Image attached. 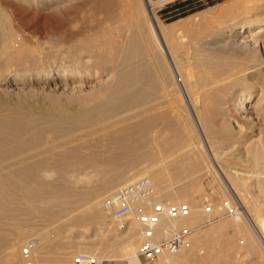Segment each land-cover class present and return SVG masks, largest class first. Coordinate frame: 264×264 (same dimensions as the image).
<instances>
[{
  "label": "rangeland",
  "instance_id": "1",
  "mask_svg": "<svg viewBox=\"0 0 264 264\" xmlns=\"http://www.w3.org/2000/svg\"><path fill=\"white\" fill-rule=\"evenodd\" d=\"M184 1L187 0L164 2L162 7L155 9V20L162 26H181L177 32L183 41L181 50L188 52L190 59L203 57L201 53L204 52L207 59L244 64L247 69L242 74L252 77L248 82L254 84L250 87L254 94L257 93L258 82L264 85V36L258 39L260 47L257 50L212 55L215 51L199 48L198 39L213 38L215 33L207 35L206 32H216L237 16L226 10L219 20L209 19L214 16L216 7H227L232 0H189V5L173 8L176 2ZM247 6L262 8L253 10L254 20L264 21V0H252ZM238 17L244 19L248 14ZM1 18L5 20L3 27L6 29L3 32L0 25L1 173L7 168L3 174L9 173V178H17L20 174L21 179L28 178L29 182H34L36 177L37 182L43 181L39 170L48 167L43 159L53 164L58 155L71 148L72 144H66L67 141L77 142L79 136L80 140L89 141V137L100 135L101 132L88 129L93 119L106 122L110 119L109 123L118 119L120 126L129 124L138 129L121 132L130 141L131 149L127 154L129 159L118 157L116 167L107 163L99 167L105 171L98 176L76 182L69 160L65 159V165H61L63 171L66 170L64 177L56 179L58 177L53 176L44 181L53 182L55 186L83 188L85 193V197L54 199L50 207L58 215L49 223L27 212L23 204L17 206L12 201V205L1 191L4 193L0 192L3 194L0 200L5 204L0 202V264H73L74 258L81 253L100 258V264H264V244L259 237V234L264 237V163L254 165L250 149L243 144L245 139H255L258 134L264 138V115L256 124L237 119L228 97L222 106H214L213 110L210 109L212 101L205 100L201 110L197 98L196 102L193 98L203 90L213 89L212 85L191 79L192 88L186 94L181 90L171 59L167 52L165 55L158 50L149 34L141 0H0ZM193 31L201 34L194 36ZM92 32L122 34L125 52L136 53L135 64H130L144 73L139 82L116 77L118 71L123 74L131 71L130 64H121L111 72L108 65H94L90 53L78 55L72 45L76 39L91 36ZM131 32L143 33L145 49L139 36L134 34L133 37ZM4 46L9 48L10 57L2 50ZM19 52L23 53L19 56ZM60 63L79 64L90 69L101 67L103 72L84 84L75 80L61 83L54 74L45 72L2 84L4 78L20 70L38 72ZM179 63L184 65L182 60ZM146 64L153 67L151 72L146 71ZM191 71L197 72L194 67ZM40 84H49L52 90L39 91ZM71 86L75 88L68 89ZM122 86H133L131 91L136 94L130 95L131 91L119 94ZM128 103L129 106H125ZM222 107L229 111L227 117ZM227 118L236 121L238 128ZM206 125L211 126L207 128ZM216 131H220V139H213ZM84 132L87 135H83ZM68 133L75 138L70 140ZM63 135L68 136L66 143L56 142L52 149L45 146L49 136ZM37 147H47L52 155L43 149L40 154L34 153ZM211 148H216L214 156L210 155ZM85 171L88 175L93 172L92 169ZM148 176L161 200L186 204L189 212L185 217H195H191L193 221L189 227H167L164 223L166 232L167 229H190L187 244L177 253L153 261L138 259L135 262L129 258L136 255L139 246L137 226L127 238H116L120 231L117 225L122 220L110 216L103 208V201L127 181ZM108 185L110 189L106 190ZM93 203L100 214L98 217L93 215ZM29 244L30 250L25 255L24 249Z\"/></svg>",
  "mask_w": 264,
  "mask_h": 264
},
{
  "label": "bare ground",
  "instance_id": "2",
  "mask_svg": "<svg viewBox=\"0 0 264 264\" xmlns=\"http://www.w3.org/2000/svg\"><path fill=\"white\" fill-rule=\"evenodd\" d=\"M141 1L143 4V8L146 12V15H147L146 23L148 24V29L150 31L149 34H151L150 36H151L155 46L158 48V50L165 53V55L167 52V54H168L167 56H169L168 57L169 60L171 59V61H172L171 67L173 68V72L175 73V75H176V77H177V79L181 85V90H183L184 93L186 94L188 92V89L192 88L189 85V81L191 79H193L191 81H194V79H196V81H198V82L199 81L205 82L207 84V86L212 85L213 89L208 88L209 90H206L205 88H207V87H205V88H202V89L206 90V91L203 90V92L199 89L202 93L201 92H200L201 94L198 93L199 95L194 96V98H193L194 102H196V98H197V100L200 104L199 107L201 110L204 109L205 100H206V102H207V100L212 101V106L210 107V109L213 110L214 106H217V107H218V105L222 106L223 101L226 100V98L228 97V98H230V101H231V104H232L233 110H234L233 113L236 114L235 117L237 119L246 120V121L250 122L251 124H256V123L260 122L262 115H264L263 114L264 113V85L261 84L260 82H258V85H259L258 86L259 87L258 92L255 94L253 93L252 88L250 86L254 85V84L252 82H248V81H250V79L252 80V77L243 76V74H242V72L247 69V68H245L244 64H230V63L226 64V62H224L220 59H215V60L207 59L205 57L206 54L204 52L201 53V54H203L202 55L203 57H197L196 56L197 58L190 59L189 53L185 52L184 50H181L182 49L181 45H182L183 41H181V39H180L181 37L178 36V35H180V33L177 35V32L179 31L178 29L181 28V26L180 25H179L180 27L178 25L177 26L176 25L162 26L154 18L155 9L162 7L165 0H158V1L141 0ZM249 2L252 3V0H232V2L229 5H227V7L224 5L216 7V9L213 10L214 16L209 18L212 21L219 20V18L221 17V14L226 12V10L229 12H232V13L233 12L237 13V16H240V14H248V17L244 18V19H242V18L240 19L239 17L236 18L237 17L236 16L235 18L231 19V22L228 23L227 26L218 29L216 32H212V31L206 32L207 35H212V33L213 34L215 33V35L211 39L207 38L206 36H205L206 38L202 37V38L198 39L199 48H202V49H205L208 51L209 50L215 51V53H212V55L213 54H216V55L217 54H223V55L224 54H234L235 55V54H243L246 51L250 52L253 50H257L258 46H259L257 44L258 39L264 36V21H261V22L255 21L254 19L256 18V14L253 13V10L255 11V9L259 10L262 8H257V7H253V6L248 7L247 4ZM126 10H127V8L124 11H126ZM127 13H130V12L127 11ZM128 15H130V14H128ZM201 18L203 19V15L201 16ZM4 21H5L4 18H1L0 25L2 24V31L3 32L6 30L5 27H3V26H5ZM193 28H194V26H193ZM197 29H198V27H197ZM191 30H192V28H191ZM186 31L188 32V29ZM131 33L133 35L135 34V35L139 36L138 38L140 39V42L142 44L141 46H143L145 49L147 44H146V40H145L144 35L143 36L141 35L143 33L142 32H131ZM175 33H176V35H175ZM198 34H201V32H194V31L192 32V35H194V36H198ZM135 35L133 37H135ZM122 38H123L122 34H120L119 32H92L91 36H83V38L81 40H78V41L76 39V42L72 46L76 49V52L78 53V55H80L82 52L90 53V58L93 60L94 65H96V66L99 65V66H104V67H107L106 65H108V66H110L108 69L111 68L110 71L115 72L117 66L119 67V66H121V64H130V63L133 64L134 58H136V53L135 54L134 53L127 54L125 52L124 42L122 41L123 40ZM191 38H192V36H191ZM194 40H195V38H194ZM2 41H4V40H2ZM192 41H193V39H192ZM210 45H213V46H210ZM6 48L7 47L4 46L2 48V50L4 51V53L6 54L7 57H10L11 52H10L9 48L8 49H6ZM189 48H191V47H189ZM187 51H189V50H187ZM191 52H193V51H191ZM209 52H208V54H209ZM22 53L23 52H19L17 55L20 56ZM209 55H211V54H209ZM243 56H245V55H243ZM245 58H246V56L244 57L243 60H245ZM181 60L184 61V65L186 64L185 66L183 64H182L183 66H181V64L179 63V62H181ZM177 62L180 65L179 64L177 65L176 64ZM174 63H175V65H174ZM132 66H133V69H131V71H129L128 73L123 74V72L118 71V72H116L117 76L116 75L115 76L119 79H123V78H124V80H132L133 79V80H136L137 82H139L141 80V78L143 77L142 75L144 73L138 71L136 65H131V68H132ZM192 67H194L197 70V72L194 73L193 71H191ZM99 68L100 69L93 66V68L90 69L87 66L84 67V66H81L79 64L60 63L59 65L47 67V70L46 69L40 70L38 72L32 71L30 69H23V70H20L14 74H11L10 76H7V78H4V81L2 84L8 83L15 78L27 79L30 77H36V76H39V74L41 72H45L47 74H51V73L54 74L55 78L57 80H59L61 83L65 82V81L67 82L68 80H71V81L75 80V81L79 82L80 84H82V83L84 84L89 79L98 78V73L103 72L102 68L101 67H99ZM145 69L147 72L148 71L151 72L153 70V67L148 66V64H146ZM98 82H100V81H98ZM195 84H196V82H195ZM123 85L125 86V84H123ZM203 85H205V84H203ZM124 86H122V88L119 87V94L120 93H126L128 91H131L132 88H134L133 86L132 87H128V86L124 87ZM73 88H75V86L68 87V89H70V90L71 89L73 90ZM38 90L39 91L52 90V87H50L49 84H40L38 87ZM117 91H118V88H117ZM134 94H136V91L130 92V95H134ZM161 98H163V97H161ZM189 103L191 105V108L193 109L194 106H192L191 99H189ZM129 104L130 103H128V105L125 104V106H129ZM206 107H207V105H206ZM127 108H129V107H127ZM207 109L209 110V106ZM222 110H223V113L225 114V116L227 115V112H229L224 108ZM192 111L194 112V109ZM198 113H199V111H198ZM217 116H218V114H217ZM236 118H235V120H236ZM227 119L230 120L229 118H227ZM98 120L93 119V123L89 124L88 129L90 132L92 130L93 131L97 130L98 133H100V132L101 133L99 136L96 135L97 137H94V138L92 137L91 139L89 137V141H86V139L85 140L82 139L83 140L82 141V140H80V136H79V138H76V140L78 139L77 142L79 140L81 141V142H79V144L77 142H73V140L71 142L67 141V143H66V140L68 139V136H66V135H63L60 137H58V136L57 137L56 136L55 137H52V136L48 137L49 138V140L47 142L48 144H46L45 146L49 145L50 149H52V146L56 142H61V141L66 143V144L71 143L72 146L75 143H77V145H74L72 147L71 144H69L71 146V148L66 149L65 153H61L60 155H58L57 160H54L53 164H51L52 162H50L49 160L43 159V160H45V161H43V162H45L44 165L49 167V168L48 167L45 168V170H43V168H42V171L39 170V173L41 174V178L43 181L38 180L39 182H37V177H36L35 178L36 181L34 180V182H33V180H31L32 182L31 181L29 182L28 178L21 179L19 177L20 174H17V175H19V176H16L17 178H15V177L13 178V176H12L13 173H11L12 178H9L10 176H7V174L9 175V173L3 174L4 172H6L5 170L7 169L4 166L6 169L2 168L3 170L4 169L5 170L2 173L0 172V192L4 191L6 194H8L9 196L5 194V197H7V198L9 197L8 200H11V203H12V201H13V203L16 202L17 206H20L18 204H23L22 207L26 206L25 210L27 212H29L30 214L38 215L39 218L43 222L49 223L51 220L54 219V217H56L58 215L57 213L54 214V212H52V210H51L52 207H50V206H52L51 203L54 199L59 198V200H60V198H62V197H67V196L73 197V196H77V195H80V196L85 195L83 188H82L83 190L78 189V188L72 189V188H68L66 186L52 185L53 182L52 183L44 182V181L48 180V178H52L53 176L58 177L56 179H61L64 177L63 175L65 174L66 170L63 171V168L61 165L64 163L63 161L65 159L69 160V164H70L69 167L71 166L72 168L71 167L70 168L73 169V173L72 172L71 173L75 175V181L76 182H84V179L86 180V179L91 178L93 176H98V174H100V172L102 173L105 171V170L103 171L102 169H101L102 170L101 171L99 169V167L104 166L107 163L113 167H116L118 157L121 156L124 159L128 158V155H129L128 151L131 149L130 148V141L127 140V136L122 135L121 132L124 133V132L130 131V130H133V129H136V131H137L138 128H135L134 126H130L129 124L125 125V126H123V125L120 126L121 124H118L120 122L118 119L117 120L115 119L114 122H111L112 121L111 120L110 121L111 123H109L110 119L108 120V122H106L107 120L104 121V120L100 119L102 122H100V120L99 121ZM230 122H231V125H233V127L238 128V125L235 123L236 121L230 120ZM116 123L120 127L117 126ZM109 125H110V127H109ZM115 126H117V128ZM206 126L208 128L211 125H206ZM79 127H81V126H79ZM86 129L87 128H85V132L86 131L88 132V130H86ZM77 130H79V129H77ZM74 132H76V131H74ZM85 132L83 133V135H87L86 134L87 132L86 133ZM214 134H216V135H214L213 139H220L219 138V136L221 135L220 131H216V132H214ZM72 135H74V134H72ZM72 135H71V137L73 139L74 136H72ZM69 137H70V134H69ZM71 137H70V140H71ZM87 138H88V136H87ZM243 144L250 149V152L252 153V162L254 165L264 163V138H262L260 136V134H258L257 138H255V139H251V138L245 139L243 141ZM59 146H61V145H59ZM66 146H68V145H66ZM211 147H213V146H211ZM216 147H217V145H216ZM55 148H57V147H55ZM42 149L45 151H48L47 147L46 148L45 147H37L33 150V152L34 153L37 152V154H40L39 151H41ZM215 150H216V148L215 149H212V148L209 149L211 156H214L213 154L215 153ZM51 152H53V150H51ZM45 153L49 154L50 150L48 152H45ZM50 155H52V154L50 153ZM49 157H51V156H49ZM50 165H53V168L50 167ZM63 165H65V163ZM69 167H67V168H69ZM65 168H66V166H65ZM107 168H108V166H107ZM86 169H92L93 170L92 174H90V175L86 174V171H85ZM0 171H1V168H0ZM11 171H13V170H11ZM14 171H15V169H14ZM15 173H14V175H15ZM17 173H18V171H17ZM18 177H19V179H18ZM148 178L151 179L149 176H148ZM128 182L129 181H127L126 184ZM39 186H40V188H39ZM41 187L43 189H41ZM108 189H110L109 185L106 187V190H108ZM85 191H86V188H85ZM4 192H1V193H4ZM2 195L3 194H0V196H2ZM73 199H72V201H73ZM2 200H0L1 203L3 202ZM67 200H68V197H67ZM92 201H94V200H92ZM3 203L5 204V202H3ZM13 203H12V205H13ZM87 203H88V201H87ZM90 203H92V202H89L88 204H90ZM93 205H94L93 215L98 217L100 214H98V212L96 211V204L93 203ZM91 206H89V207H91ZM89 211H91V210H89ZM192 216L179 218V219H175V220H166L165 223L168 225L167 227H169V225L171 227H177V226L178 227L179 226L180 227L181 226L182 227H189L190 225H192V223H191V221H193L192 218L195 217L194 215H192ZM117 226H118L117 228H119L120 231L117 233L116 238L117 237L121 238V237H125V236L127 238V236L129 234L131 235V232H134L133 230H134V227H136V224L134 223L133 220L129 219V220H125V221L122 220L121 222H119V224ZM259 237H260L262 243L264 244V237L261 236L260 234H259ZM126 238H124V239H126ZM126 240H128V239H126ZM125 249H127V247ZM10 254L12 255V253H10ZM129 259H131V261H135V262L139 261L138 258L136 257V255H134V256L132 255V257ZM10 260H11V257H10ZM12 261H14V260H12ZM100 261H101L100 258L95 257V264H100Z\"/></svg>",
  "mask_w": 264,
  "mask_h": 264
},
{
  "label": "built area",
  "instance_id": "3",
  "mask_svg": "<svg viewBox=\"0 0 264 264\" xmlns=\"http://www.w3.org/2000/svg\"><path fill=\"white\" fill-rule=\"evenodd\" d=\"M172 1L165 0L166 3ZM103 208L113 218L134 221L140 240L136 252L138 259L153 261L170 256L187 244L190 229H167L166 232L164 223L185 217L189 207L161 200L147 177L137 178L113 191L104 199ZM29 250L30 244L23 253L27 255ZM73 264H95V258L81 253L74 258Z\"/></svg>",
  "mask_w": 264,
  "mask_h": 264
},
{
  "label": "trees",
  "instance_id": "4",
  "mask_svg": "<svg viewBox=\"0 0 264 264\" xmlns=\"http://www.w3.org/2000/svg\"><path fill=\"white\" fill-rule=\"evenodd\" d=\"M191 3V1L187 0V1H184V2H176L174 5H173V8L176 9V8H182L183 6L185 5H189Z\"/></svg>",
  "mask_w": 264,
  "mask_h": 264
}]
</instances>
